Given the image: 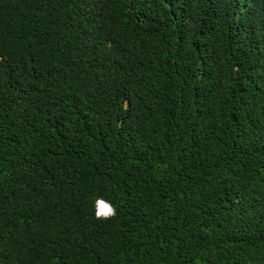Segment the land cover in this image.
<instances>
[{
  "label": "trees",
  "instance_id": "1",
  "mask_svg": "<svg viewBox=\"0 0 264 264\" xmlns=\"http://www.w3.org/2000/svg\"><path fill=\"white\" fill-rule=\"evenodd\" d=\"M0 264H264V0H0Z\"/></svg>",
  "mask_w": 264,
  "mask_h": 264
},
{
  "label": "clouds",
  "instance_id": "2",
  "mask_svg": "<svg viewBox=\"0 0 264 264\" xmlns=\"http://www.w3.org/2000/svg\"><path fill=\"white\" fill-rule=\"evenodd\" d=\"M116 208L103 197H96L94 200V216L97 220H108L114 218Z\"/></svg>",
  "mask_w": 264,
  "mask_h": 264
}]
</instances>
